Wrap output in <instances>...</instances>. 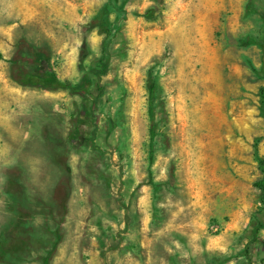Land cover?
Masks as SVG:
<instances>
[{
	"label": "rangeland",
	"instance_id": "rangeland-1",
	"mask_svg": "<svg viewBox=\"0 0 264 264\" xmlns=\"http://www.w3.org/2000/svg\"><path fill=\"white\" fill-rule=\"evenodd\" d=\"M263 18L264 0H0V264H264ZM48 68L70 88L20 83ZM206 83L226 128L198 157Z\"/></svg>",
	"mask_w": 264,
	"mask_h": 264
},
{
	"label": "bare ground",
	"instance_id": "bare-ground-1",
	"mask_svg": "<svg viewBox=\"0 0 264 264\" xmlns=\"http://www.w3.org/2000/svg\"><path fill=\"white\" fill-rule=\"evenodd\" d=\"M201 87L196 96L191 95L190 108L192 110L188 112L189 130L187 134V138L196 143L195 152L198 157L200 153L204 155L215 141L220 144L223 142L226 128V107L224 106L226 101L224 94H222L223 87L218 85L213 88L208 83L201 85ZM210 89L216 93L217 101H214L215 96L209 93ZM189 149H191V144H189ZM198 163H201V160L197 161L199 166Z\"/></svg>",
	"mask_w": 264,
	"mask_h": 264
},
{
	"label": "trees",
	"instance_id": "trees-1",
	"mask_svg": "<svg viewBox=\"0 0 264 264\" xmlns=\"http://www.w3.org/2000/svg\"><path fill=\"white\" fill-rule=\"evenodd\" d=\"M263 22H264V18H263ZM261 50H262V54H263L262 55V71L264 72V43L261 45ZM94 66H95L97 73L102 72L106 67L104 65V62H102V61L95 63ZM20 83H22L24 85H31L33 87H38L41 89H46V90L69 89L70 88L69 85L61 83L57 79L53 70L49 69V68L45 72L22 74V78L20 79ZM154 91H155V85H154V83H151L149 85V88H148L149 101H152ZM260 104H261V107H263V105H264V89H262L260 91ZM148 113H149L150 118L152 119L153 110H152L151 105L149 106ZM152 134H153V128L151 126L150 127V136H152ZM254 158L259 165V169L261 170V172L264 175V159L259 157L256 147H255V151H254ZM256 187L264 193V182L257 183ZM252 227H254V226H252ZM261 227L262 226L260 224H258L257 228H255V227L253 228L254 239H256V235L259 232V229Z\"/></svg>",
	"mask_w": 264,
	"mask_h": 264
}]
</instances>
